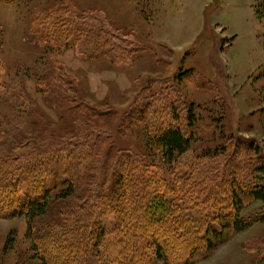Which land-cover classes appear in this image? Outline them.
I'll list each match as a JSON object with an SVG mask.
<instances>
[{
  "label": "rangeland",
  "instance_id": "374dc122",
  "mask_svg": "<svg viewBox=\"0 0 264 264\" xmlns=\"http://www.w3.org/2000/svg\"><path fill=\"white\" fill-rule=\"evenodd\" d=\"M190 77L210 85L196 89ZM153 81L156 92L146 90ZM172 87L195 107L201 130L174 166L179 174L190 164L208 171V183L195 185L198 197L211 187L223 195L227 163L264 183V0H0V159L90 133L92 159L112 144L114 155L162 165L145 119L130 115L153 93L172 96ZM76 105L99 116L85 112L86 124L78 123ZM211 151L218 153L205 155ZM96 167L97 159L88 169ZM262 211L256 201L240 215ZM53 218L0 219V264H42L33 235L53 229L59 240L64 231ZM192 264H264V223L216 241Z\"/></svg>",
  "mask_w": 264,
  "mask_h": 264
},
{
  "label": "trees",
  "instance_id": "16d2710c",
  "mask_svg": "<svg viewBox=\"0 0 264 264\" xmlns=\"http://www.w3.org/2000/svg\"><path fill=\"white\" fill-rule=\"evenodd\" d=\"M193 77L190 83L196 89L210 85ZM156 84L153 81L146 90L156 92ZM170 91L172 96H146L152 103H138L130 115L145 119L150 150L159 153L162 165L146 164L129 151L114 155L118 148L112 144L92 159L90 133L57 149L31 147L0 159V219L28 217L33 223L49 213L54 216L50 224L57 220L64 231L59 240L53 229L33 235L42 264H192L206 258L216 241L264 223V211L240 215L253 202L264 204L263 181L241 171L244 165L232 169V163L225 164L223 195L211 187L203 199L195 185L208 183V171L190 164V172L177 173L176 162L190 151L201 130L195 107L184 104L179 88ZM72 108L78 123L86 124L85 112L90 118L98 115L82 105ZM242 145L252 150L251 143ZM252 152L261 155L257 146ZM96 159L99 167L91 171L88 166ZM112 213L113 229L106 222Z\"/></svg>",
  "mask_w": 264,
  "mask_h": 264
},
{
  "label": "bare ground",
  "instance_id": "6f19581e",
  "mask_svg": "<svg viewBox=\"0 0 264 264\" xmlns=\"http://www.w3.org/2000/svg\"><path fill=\"white\" fill-rule=\"evenodd\" d=\"M4 62V61H3Z\"/></svg>",
  "mask_w": 264,
  "mask_h": 264
}]
</instances>
